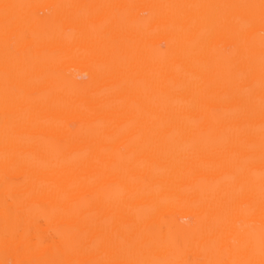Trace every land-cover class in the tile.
Listing matches in <instances>:
<instances>
[{"label":"bare ground","instance_id":"6f19581e","mask_svg":"<svg viewBox=\"0 0 264 264\" xmlns=\"http://www.w3.org/2000/svg\"><path fill=\"white\" fill-rule=\"evenodd\" d=\"M0 264H264V0H0Z\"/></svg>","mask_w":264,"mask_h":264}]
</instances>
